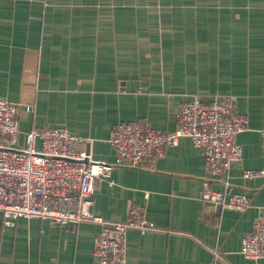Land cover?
I'll use <instances>...</instances> for the list:
<instances>
[{
    "label": "crops",
    "instance_id": "crops-1",
    "mask_svg": "<svg viewBox=\"0 0 264 264\" xmlns=\"http://www.w3.org/2000/svg\"><path fill=\"white\" fill-rule=\"evenodd\" d=\"M194 93L237 96L248 120L236 135L241 162L211 177L201 150L180 137L153 165L115 166V182L95 187L93 209L121 221L131 204L143 208L151 228L127 230L126 264H264L239 252L264 212V174L241 172H264V0H0V97L20 103L21 134L62 125L107 161L114 123L172 131L178 103ZM203 181L245 193L247 208L204 202ZM98 229L24 217L4 226L0 213V264H100Z\"/></svg>",
    "mask_w": 264,
    "mask_h": 264
},
{
    "label": "built area",
    "instance_id": "built-area-1",
    "mask_svg": "<svg viewBox=\"0 0 264 264\" xmlns=\"http://www.w3.org/2000/svg\"><path fill=\"white\" fill-rule=\"evenodd\" d=\"M237 96L221 94L204 100L198 93L178 103L172 131L156 129L147 122L114 123L107 136L111 160L94 159L79 143L85 138L71 134L62 125L37 126L21 134L20 103L0 97V213L3 225L13 226L22 217L47 220L50 225L94 222L92 257L100 264H126V234L129 228L150 229L141 205L131 204L123 220H106L94 211V190L102 181L113 184L115 166L142 167L156 163L168 145L187 137L204 156V170L211 177L224 175L242 160L236 135L248 126L237 110ZM29 112L31 104H23ZM264 149V126L259 131ZM244 178L261 177L262 169L241 170ZM211 188L203 181L201 200L208 204L245 210L249 196ZM251 228L240 242L246 259L264 258V212L254 216ZM217 252L214 251L213 255ZM215 264V262H210Z\"/></svg>",
    "mask_w": 264,
    "mask_h": 264
}]
</instances>
